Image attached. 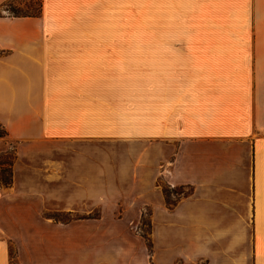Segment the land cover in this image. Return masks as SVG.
Segmentation results:
<instances>
[{
	"label": "crops",
	"instance_id": "1",
	"mask_svg": "<svg viewBox=\"0 0 264 264\" xmlns=\"http://www.w3.org/2000/svg\"><path fill=\"white\" fill-rule=\"evenodd\" d=\"M159 12L141 39L95 35L101 0L0 13V264H264V0Z\"/></svg>",
	"mask_w": 264,
	"mask_h": 264
},
{
	"label": "rangeland",
	"instance_id": "2",
	"mask_svg": "<svg viewBox=\"0 0 264 264\" xmlns=\"http://www.w3.org/2000/svg\"><path fill=\"white\" fill-rule=\"evenodd\" d=\"M17 0H13L16 2ZM36 4V0H25ZM24 7L23 1L19 5ZM2 11L10 12V8L0 5V13ZM170 30L165 28L164 19L159 12V0H101V13L99 19L96 20L95 35L103 37H119L127 36L141 39L144 37H157L159 35H169ZM5 135L4 128L0 125V137ZM14 142L8 141L0 144V177L6 180L11 179L12 158L14 156ZM163 194L168 203L172 202L175 197L186 192L187 188L183 186H167L162 184ZM96 214V211L93 212ZM55 218L64 219L71 218L72 215L51 213ZM134 230L138 231L143 237L147 236V217L141 216L134 226ZM12 263L17 264L15 260V251L11 248ZM174 264H183L176 261Z\"/></svg>",
	"mask_w": 264,
	"mask_h": 264
},
{
	"label": "trees",
	"instance_id": "3",
	"mask_svg": "<svg viewBox=\"0 0 264 264\" xmlns=\"http://www.w3.org/2000/svg\"><path fill=\"white\" fill-rule=\"evenodd\" d=\"M22 1L25 5L23 8L19 6ZM0 5H5L10 8V14L15 16H37L41 12V0H36V4L34 5H32L31 2H26L25 0H17L16 2H13V0H3ZM0 183L3 185H9L10 179L6 180L5 178L0 177ZM144 238L147 246H149L147 236Z\"/></svg>",
	"mask_w": 264,
	"mask_h": 264
}]
</instances>
